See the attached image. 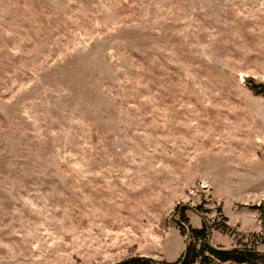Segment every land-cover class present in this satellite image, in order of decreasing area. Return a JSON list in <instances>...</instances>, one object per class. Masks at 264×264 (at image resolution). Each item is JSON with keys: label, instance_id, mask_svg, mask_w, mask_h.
<instances>
[{"label": "rangeland", "instance_id": "obj_1", "mask_svg": "<svg viewBox=\"0 0 264 264\" xmlns=\"http://www.w3.org/2000/svg\"><path fill=\"white\" fill-rule=\"evenodd\" d=\"M254 84L264 0H0V264L264 253Z\"/></svg>", "mask_w": 264, "mask_h": 264}, {"label": "trees", "instance_id": "obj_2", "mask_svg": "<svg viewBox=\"0 0 264 264\" xmlns=\"http://www.w3.org/2000/svg\"><path fill=\"white\" fill-rule=\"evenodd\" d=\"M255 89H263V85L254 84ZM181 234L189 238L188 253L186 259L179 262H156L151 259L137 257L118 264H214L217 263H234V264H264V253L252 248H235L225 250L209 244V227L204 222L203 227L192 228L188 219L183 216L179 223Z\"/></svg>", "mask_w": 264, "mask_h": 264}, {"label": "water", "instance_id": "obj_3", "mask_svg": "<svg viewBox=\"0 0 264 264\" xmlns=\"http://www.w3.org/2000/svg\"><path fill=\"white\" fill-rule=\"evenodd\" d=\"M209 233H210V235H209V244L211 245L212 244V233H211L210 229H209ZM188 241H189V238H187V245H186V251H185V254H184L183 262L186 259V256H187V253H188V247H189ZM183 262L181 264H183Z\"/></svg>", "mask_w": 264, "mask_h": 264}]
</instances>
